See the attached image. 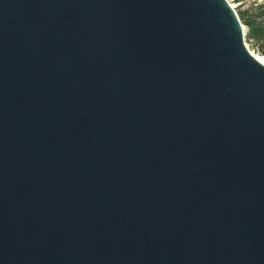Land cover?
I'll use <instances>...</instances> for the list:
<instances>
[{
    "label": "water",
    "instance_id": "95a60500",
    "mask_svg": "<svg viewBox=\"0 0 264 264\" xmlns=\"http://www.w3.org/2000/svg\"><path fill=\"white\" fill-rule=\"evenodd\" d=\"M228 0H0V264H264V64Z\"/></svg>",
    "mask_w": 264,
    "mask_h": 264
},
{
    "label": "rangeland",
    "instance_id": "374dc122",
    "mask_svg": "<svg viewBox=\"0 0 264 264\" xmlns=\"http://www.w3.org/2000/svg\"><path fill=\"white\" fill-rule=\"evenodd\" d=\"M229 1H231V4L235 7V11L239 16L242 25L245 27L246 30L245 44L247 45V48L251 52L264 57L261 49L262 45L253 40L248 39L247 37L248 30L244 23L245 20L250 19L251 17H256L264 14V11L260 9V7L263 6L262 1L264 0H229ZM263 48H264V44H263Z\"/></svg>",
    "mask_w": 264,
    "mask_h": 264
},
{
    "label": "trees",
    "instance_id": "16d2710c",
    "mask_svg": "<svg viewBox=\"0 0 264 264\" xmlns=\"http://www.w3.org/2000/svg\"><path fill=\"white\" fill-rule=\"evenodd\" d=\"M264 11V6L260 7ZM247 27V37L262 45V54L264 55V14L256 17H251L244 21Z\"/></svg>",
    "mask_w": 264,
    "mask_h": 264
},
{
    "label": "bare ground",
    "instance_id": "6f19581e",
    "mask_svg": "<svg viewBox=\"0 0 264 264\" xmlns=\"http://www.w3.org/2000/svg\"><path fill=\"white\" fill-rule=\"evenodd\" d=\"M230 5H231V7L235 10V7L231 4V2H230ZM247 46V45H246ZM250 51V50H249ZM251 52V51H250ZM257 59H259L261 62H262V64H264V57H262V56H259V55H257V54H255V53H253V52H251Z\"/></svg>",
    "mask_w": 264,
    "mask_h": 264
},
{
    "label": "built area",
    "instance_id": "2783aa9c",
    "mask_svg": "<svg viewBox=\"0 0 264 264\" xmlns=\"http://www.w3.org/2000/svg\"><path fill=\"white\" fill-rule=\"evenodd\" d=\"M228 2L230 3L231 1L228 0ZM262 3H263V6H264V1H262Z\"/></svg>",
    "mask_w": 264,
    "mask_h": 264
}]
</instances>
